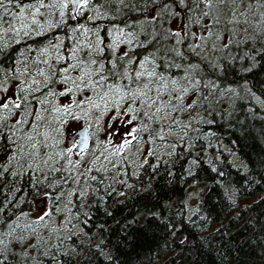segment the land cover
<instances>
[{"label": "snow or ice", "instance_id": "6c2138e0", "mask_svg": "<svg viewBox=\"0 0 264 264\" xmlns=\"http://www.w3.org/2000/svg\"><path fill=\"white\" fill-rule=\"evenodd\" d=\"M261 63L264 0H0V213L7 205L16 207L22 202L23 197L15 192L22 191L25 177L32 194H45L54 201L65 195L69 181L77 184L71 195L82 207L75 223L66 220L67 235H57L54 250L44 249L49 257L47 264H56L76 224L90 226L94 215L91 210L113 197L116 184L121 185L118 195L125 199L124 189L137 187L129 180L133 176L139 179V172H132L136 164L129 163L125 155L134 141L152 144L159 140L168 145L169 133L182 131L184 135L171 141L170 146L175 149L192 140L190 147L195 148L200 137L188 136L189 131L198 130L192 114L201 110L211 114L208 96L246 92L264 104L251 88H244L247 80L225 88L219 82L227 70L234 69L243 77ZM62 98L67 99L61 102ZM109 111L116 113L114 120L121 115L128 118L132 125L129 139L115 151L105 148L108 155L104 161L113 165L111 169L97 167L103 153H92L89 166L81 171L89 135L79 128L76 132L67 129L70 135L65 147L60 139L65 126L81 119L99 126ZM183 112L191 116L186 123L179 119ZM160 146L148 150L139 161L141 169L147 164L155 173L166 164V157L182 155L166 152L149 164L148 157ZM73 154L79 158L70 159ZM117 155L119 164L112 159ZM188 156L192 159L190 164L187 157L184 159L183 179L192 177L189 183L195 185L194 169L202 163V149L189 151ZM60 161H65L68 169ZM42 166H48L46 172ZM212 170L216 171L215 167ZM104 171L110 174L103 175ZM144 190H151V185ZM161 207L163 213L156 205L137 209L120 229L124 234L122 243L133 242L127 231L132 225L145 233L163 225L169 235L176 236L179 229L172 221L182 217L183 211L170 215V204ZM185 207L181 202L180 208ZM103 211L112 216L108 208ZM26 216L21 212L16 219ZM52 216L53 212L45 210L20 231L15 221L0 220V264H11L9 257L14 254L27 260L29 249L39 251L46 242L37 245L27 241L36 233L33 225L46 224V218ZM80 216L84 217L82 221ZM5 224L10 228L8 232L3 231ZM94 226L102 232L106 224ZM81 233L86 234L83 229ZM187 239L181 237L179 244L184 245ZM13 241L20 246L18 253ZM101 245L103 240L96 246L103 251ZM75 251L74 244L64 255L71 259ZM32 259L44 264L39 255Z\"/></svg>", "mask_w": 264, "mask_h": 264}, {"label": "trees", "instance_id": "16d2710c", "mask_svg": "<svg viewBox=\"0 0 264 264\" xmlns=\"http://www.w3.org/2000/svg\"><path fill=\"white\" fill-rule=\"evenodd\" d=\"M243 80H247L245 89L251 88L264 99V63L243 77L234 69L219 77L221 88L235 87ZM207 119L203 129L214 133L212 142L197 135L200 141L195 148L178 145L173 151L182 155L166 157V164L155 173L147 164L139 168V179L133 176L129 180L137 187L124 189L127 199L118 195L121 185H115L113 197L91 210L94 215L90 226L78 223L86 234L74 232L72 239L65 241L56 264H264V104L243 92L230 107L221 103L213 106ZM200 149L202 163L194 169L196 183L192 185L189 183L192 177L183 179L184 159L187 157L190 164L192 157L188 152L196 153ZM156 157H148V163H154ZM235 158L243 164L236 165ZM221 171L223 176L218 175ZM27 182L25 177L22 191L15 192L23 197L22 202L16 207L7 205L5 212L0 213V220L9 222L15 215L30 211L35 199L45 195L32 194ZM149 184L151 190L145 191ZM197 187L196 210L189 214L180 204L186 205L188 194ZM74 198L77 214L82 205ZM165 203L171 206L168 214L175 215L178 210L184 213L172 221L179 229L176 236L169 235L163 225L147 233L132 225L127 231L133 242L122 243L124 234L120 229L137 209L156 205L163 213L161 205ZM105 207L112 216L104 214ZM79 219L82 221L84 217ZM99 223L106 224L102 232L94 226ZM181 237L188 238L184 245L179 244ZM101 240L103 251L96 247ZM74 244L76 251L69 259L64 253L71 252Z\"/></svg>", "mask_w": 264, "mask_h": 264}, {"label": "rangeland", "instance_id": "374dc122", "mask_svg": "<svg viewBox=\"0 0 264 264\" xmlns=\"http://www.w3.org/2000/svg\"><path fill=\"white\" fill-rule=\"evenodd\" d=\"M207 91V89H205ZM229 96H232V99H228ZM238 95L234 93H230L225 91L222 96H216L215 94L208 96V99L206 101L207 106L209 109H211L213 106L221 103L223 106L230 107L232 104V101H234ZM67 98H62L61 102H65ZM258 101V100H257ZM116 115L114 111H109L106 115H103L99 126L94 124L91 120H84L81 119L79 121H69V123L65 126L66 130L64 131L63 135L60 137V139L63 141V146H67V141L69 138L70 133L67 131V129H71L72 132L76 131L77 128H82L84 126L89 128V145L87 149V153L84 156V160L81 163L80 170L83 171L85 168H87L88 161L91 159V154L95 153L96 155H100L103 153V156L101 157V164L97 165V167H102L105 169H111L113 165H109L104 161V157L108 155L107 151H105V148H109L112 151H115V147L118 146L120 143H123L124 140L129 139L128 131L132 127L131 124L128 123V118L125 116H119L117 119H112V117ZM195 116V119L197 121L195 127L198 129L197 131H189L188 136L194 138L197 135H200L201 138L206 142H212V134L210 132L204 131L203 125H206L208 122L207 115L204 114V112L201 111H194L193 114ZM179 119L182 122H187L189 119H191V116L188 112H183ZM184 133L182 131H172L169 133V135L166 137V139L169 141L168 145H164L163 142L157 140L155 143L148 144L145 143L143 140L139 143H136L135 141L131 145L130 149L126 151L125 155L128 156L129 163L135 162L136 166L132 168V172L135 174L138 172L139 167V161L144 158L145 154L148 152L150 148H155L157 145H161L159 148V151L155 152L154 155L161 156L166 152H172L174 149L170 146V142L173 140L179 139L180 136H183ZM145 139H147V133L144 134ZM109 141L111 143H109ZM192 143V140H189L187 146L188 149ZM48 151H51L50 149ZM79 157L75 154H73L70 159L76 160ZM113 162L115 164L120 163V157L114 156ZM236 165H242L243 163L240 162L235 158ZM52 162H49V165ZM60 163L65 164V168L68 169V165L65 161H60ZM48 166H42L43 170L46 172ZM69 171L75 172V169H69ZM96 174V173H93ZM110 173L108 171H104L103 175H109ZM55 175L59 176L60 173H56ZM108 185V182L106 181L104 184V187ZM116 186H119V184H116ZM77 187V184L73 183L72 181H69L68 184L65 185L64 193L65 195L59 200L54 201L50 196L43 195L42 197H38L35 199L33 207L30 211L24 212L27 213L26 217H21L19 220H17V215H15L12 220L9 221H15L20 225V229L18 231L22 230L24 228V225L26 223H29L31 221L36 220L37 217L43 214L45 210L53 212V216L51 219L46 218L47 223L45 224L42 222L40 225H33L36 229L35 235H33L28 243H35L37 245H41V242L44 241L43 245L40 246L39 251L36 249H29L28 253V259L25 260L18 255H12L9 257L11 264H36V261L32 259V257H35L39 255V258L41 261L44 262V264H47V258L44 255V249L45 247H49L52 250H54L55 245L57 242V235L59 236H66L67 235V224L65 223L66 220H73L75 223L77 214L75 212V198L71 193L73 190ZM194 191L192 193L188 194V197L186 199V208L189 211V214L194 212L196 210V204L199 197V192L197 188H193ZM85 190H87L85 188ZM239 205L241 202L238 203ZM59 228V232H57V229ZM10 230L9 226L6 224L3 226V231L8 232ZM82 230V227L80 224H76L74 228V232H80ZM8 239L5 240V243H8ZM13 247L16 249V253L19 252V247L16 245V242H12Z\"/></svg>", "mask_w": 264, "mask_h": 264}, {"label": "water", "instance_id": "95a60500", "mask_svg": "<svg viewBox=\"0 0 264 264\" xmlns=\"http://www.w3.org/2000/svg\"><path fill=\"white\" fill-rule=\"evenodd\" d=\"M80 129H81L82 131L86 132V133L89 135L88 127L84 126V127L80 128ZM74 132H76V131H74ZM89 139H90V136H89ZM67 143H68V141H67ZM88 145H89V142H88Z\"/></svg>", "mask_w": 264, "mask_h": 264}, {"label": "flooded vegetation", "instance_id": "af4514ba", "mask_svg": "<svg viewBox=\"0 0 264 264\" xmlns=\"http://www.w3.org/2000/svg\"><path fill=\"white\" fill-rule=\"evenodd\" d=\"M88 132H89V128H88Z\"/></svg>", "mask_w": 264, "mask_h": 264}]
</instances>
